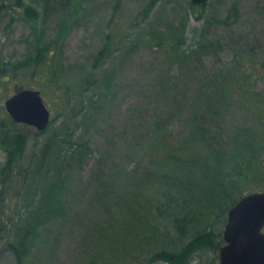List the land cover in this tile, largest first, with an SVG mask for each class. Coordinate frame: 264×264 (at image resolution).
Masks as SVG:
<instances>
[{"label":"rangeland","instance_id":"obj_1","mask_svg":"<svg viewBox=\"0 0 264 264\" xmlns=\"http://www.w3.org/2000/svg\"><path fill=\"white\" fill-rule=\"evenodd\" d=\"M50 4L46 12L44 0H0V66L52 51L59 83L11 78L0 92V126L9 123L4 100L17 89L41 90L51 112L41 136L10 128L24 139L15 166L0 135V264H105L119 247L127 173L154 136L167 134L180 151H199L224 170L244 159L243 194L264 192V0ZM231 8L225 29L219 22ZM243 41L262 49L248 54ZM67 90L77 98L70 106ZM53 212L55 226L36 222ZM28 226L44 228L43 237Z\"/></svg>","mask_w":264,"mask_h":264},{"label":"trees","instance_id":"obj_2","mask_svg":"<svg viewBox=\"0 0 264 264\" xmlns=\"http://www.w3.org/2000/svg\"><path fill=\"white\" fill-rule=\"evenodd\" d=\"M55 1L44 0L46 12L51 8L50 3ZM32 11L24 10L30 20ZM232 17H235V9H232L229 17L219 23L225 29L231 28ZM243 42L249 44L248 54L262 49L260 43ZM109 46L107 43L106 48L102 47V51L96 55L92 69L93 78L99 65L109 57L106 55L110 50ZM36 59L38 60L35 62L24 60L16 64L1 65L0 92L11 78L25 80L30 77L41 81L44 86L59 85L52 51L38 53ZM93 78L86 79L82 89H87ZM230 88L234 90L233 85ZM20 90L22 89H17ZM67 91L66 101L71 105L77 98ZM7 119L9 123L4 122V126H0V135L3 136L1 140L10 162L15 166L17 152L24 148V139L21 136H13L17 131L9 130L15 123L9 116ZM45 131L37 134L42 135ZM49 144H45V149ZM40 158L42 161L41 155ZM241 160L239 169L231 167L224 170L212 164L199 151H180L167 134L162 137L154 136L147 144L146 150L142 151L135 167L127 173L130 177L133 176L130 186L125 188L124 195L121 196L120 237L117 240L119 247L109 248L105 264H218V252L224 244L223 231L228 211L244 196L240 185L245 181L244 178H248L243 172L246 168L245 160ZM52 182L58 187L57 178ZM6 183L2 176L0 185ZM65 190L64 187L59 188L56 193L60 191L62 194ZM47 196L55 198L50 194ZM57 205L64 207L60 200ZM54 216L56 217L53 212L52 219H48L49 214L45 220L35 221L46 227L55 226ZM31 231L37 237H43L44 228H39L37 232L30 226L25 228L27 234Z\"/></svg>","mask_w":264,"mask_h":264},{"label":"water","instance_id":"obj_3","mask_svg":"<svg viewBox=\"0 0 264 264\" xmlns=\"http://www.w3.org/2000/svg\"><path fill=\"white\" fill-rule=\"evenodd\" d=\"M208 0H190L193 5ZM4 108L17 124L44 131L50 112L40 91L21 90L4 102ZM264 192L249 193L228 211L223 231L224 245L218 254L219 264H264Z\"/></svg>","mask_w":264,"mask_h":264}]
</instances>
